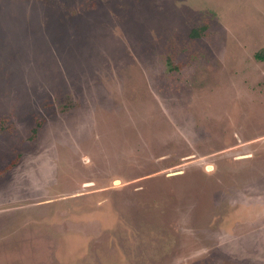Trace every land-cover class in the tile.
<instances>
[{
  "label": "rangeland",
  "instance_id": "374dc122",
  "mask_svg": "<svg viewBox=\"0 0 264 264\" xmlns=\"http://www.w3.org/2000/svg\"><path fill=\"white\" fill-rule=\"evenodd\" d=\"M260 55L264 0H0V264H264Z\"/></svg>",
  "mask_w": 264,
  "mask_h": 264
},
{
  "label": "trees",
  "instance_id": "16d2710c",
  "mask_svg": "<svg viewBox=\"0 0 264 264\" xmlns=\"http://www.w3.org/2000/svg\"><path fill=\"white\" fill-rule=\"evenodd\" d=\"M260 57H262V58H264V55H260ZM34 132L36 131V129L34 128V130H33Z\"/></svg>",
  "mask_w": 264,
  "mask_h": 264
}]
</instances>
